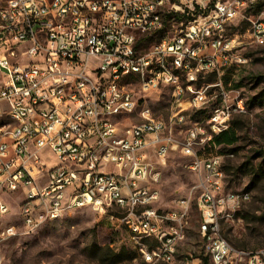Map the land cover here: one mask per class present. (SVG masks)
<instances>
[{
    "label": "built area",
    "instance_id": "1",
    "mask_svg": "<svg viewBox=\"0 0 264 264\" xmlns=\"http://www.w3.org/2000/svg\"><path fill=\"white\" fill-rule=\"evenodd\" d=\"M243 1L253 7L256 0H217L207 9L199 0H0V113L15 118V125L0 127V264L7 238L76 208L111 212L110 221L132 238L150 235L161 250L148 264H162L190 210L187 197L173 210L154 207L159 168L171 152L189 157L197 175L198 233L212 264H264V248L235 250L221 236L219 222H233L247 195L225 189L218 155L200 157L213 136L189 122V114L209 110L208 120L227 127L244 113L221 82L231 62L244 60L230 59L237 45L222 34ZM167 16L178 17L179 29L139 52L138 37L161 31ZM250 31L255 40L264 38V13L250 21ZM178 54H190V63L178 62ZM151 59L165 63L166 72L155 74ZM142 67L151 76L118 89L119 72ZM169 67L190 72L191 94ZM210 75L213 83L198 86ZM161 88L169 98L158 116L148 101ZM132 116L136 121L120 123ZM14 200H22L21 209L11 206ZM15 210L25 217L14 219Z\"/></svg>",
    "mask_w": 264,
    "mask_h": 264
},
{
    "label": "rangeland",
    "instance_id": "2",
    "mask_svg": "<svg viewBox=\"0 0 264 264\" xmlns=\"http://www.w3.org/2000/svg\"><path fill=\"white\" fill-rule=\"evenodd\" d=\"M207 9L217 0H199ZM222 1V0H221ZM264 13V0H257L250 8H243L240 14L224 27L223 36L234 39L235 50L230 59H245L243 64L231 62L224 69L221 78L224 92L229 94L230 101L240 100L244 113L235 114L232 121H227L228 128L234 122L238 142L229 149L220 153L209 151L202 156L218 154L222 161L225 189L228 192L248 193L249 200L240 205L235 211L233 222L220 221L219 232L228 245L235 250L256 252L264 248V238L260 245L255 242L241 249L238 244L245 241L249 232L264 233V224L258 225L259 218L264 212V184H251V165L257 166L264 156V38L255 41L250 31V21ZM179 22H165L163 29L155 34L139 36L141 41L139 52L151 49L163 36H173L179 29ZM209 51L206 52L209 55ZM136 80L135 78H130ZM126 79V86L129 80ZM209 78L200 80L198 86H203ZM213 83L215 80L211 78ZM263 81V80H261ZM181 84L186 86L184 77ZM214 95L219 90H212ZM185 94H189L185 92ZM169 98V90L161 88L148 101V107L158 116L165 114ZM209 110L189 114V122L208 124ZM136 121L135 116L120 120L121 124ZM180 129L175 128L176 137ZM186 127L182 128L183 136ZM229 155V156H228ZM231 155V156H230ZM202 158V157H201ZM191 159L182 156L179 152H171L164 166L159 168L160 180L158 189L160 196L154 207L159 211H168L176 208V203L188 198L190 201L189 220L184 232V238L177 243L173 264H179L184 258H189L192 264H212L207 252L206 240L198 233L199 214L196 208L198 191H196L197 175L190 170ZM112 170V167H108ZM18 200L11 202L14 209ZM14 212V219L16 218ZM111 212L98 215L90 209H79L65 218L42 225L34 232L20 233L7 239L3 246V264H144L140 254V246L154 247L155 242L138 241L131 234L109 219ZM259 227V228H258ZM257 229V230H256ZM256 230V231H255ZM257 233V234H258ZM263 237V236H262ZM142 242V243H141ZM100 249L117 255L114 260L101 259ZM206 259V262H204ZM144 262V263H143ZM146 264V263H145Z\"/></svg>",
    "mask_w": 264,
    "mask_h": 264
},
{
    "label": "bare ground",
    "instance_id": "3",
    "mask_svg": "<svg viewBox=\"0 0 264 264\" xmlns=\"http://www.w3.org/2000/svg\"><path fill=\"white\" fill-rule=\"evenodd\" d=\"M256 1H255V4H256ZM243 8H250V1H243ZM262 39L263 38L256 39L255 41H260ZM178 62L190 63V54H178ZM243 63H245V59L243 60ZM150 68H155V74H163L164 72H166V64L160 63V59H151ZM169 75H182L186 81L185 87H183L181 84V87L184 90V94L185 92H188L189 94L192 93V90L194 89V82L191 81L190 72L186 71V68L169 67ZM149 76H151V69H149V67H142V71L119 72V80H117V87L118 89H126V84L125 82H123L124 80L126 81V79H130V78H135L136 80H144L145 77H149ZM236 103H237V106L243 110L241 101L236 100ZM148 110H151V108L148 107ZM8 125H15V118L11 115H8L7 113H0V127H8ZM194 127L199 128V130H201L202 132L209 133V136H215L223 131H226L228 129V124H227V127H222V121L209 120L206 127L201 125L200 123H194ZM96 154H103V147H96ZM216 166L222 167V161L220 157L218 156L216 158ZM241 195H247V201L249 200L248 193L244 192V193H241ZM247 201H240V205L246 203ZM17 207L18 209H21L22 200H18ZM79 209H84V208L73 209L67 212L66 216H68L70 213L76 210H79ZM15 216L17 219H21L25 217V210H17ZM54 221H56V216H48V223L54 222ZM40 226L42 225H38V227ZM38 227L34 229H37ZM186 228H187V222L185 223V225L181 226V238L178 240H175V247L177 246V243L184 238V232ZM133 238L138 241L150 242V235H147L144 233H137V237H133ZM155 243H156V246L151 247V248L140 246L139 251L146 264L149 263V257H152V253H158L161 250V243L160 242H155ZM175 254H176V249H168V257L164 258V260L162 261V264H173ZM182 261L183 262H181V264H191V261L189 260V258H184Z\"/></svg>",
    "mask_w": 264,
    "mask_h": 264
},
{
    "label": "trees",
    "instance_id": "4",
    "mask_svg": "<svg viewBox=\"0 0 264 264\" xmlns=\"http://www.w3.org/2000/svg\"><path fill=\"white\" fill-rule=\"evenodd\" d=\"M169 20H170V17H168V16L165 17L164 24H165V22H168ZM175 20L179 21L178 17H176ZM207 78H209L206 81L207 84H210L212 82L211 78H214V80H215V77L213 75H210ZM261 80H263V81H261ZM259 82L260 83L261 82L264 83V79L263 78L259 79V81L257 83H259ZM238 140L239 139H238V136H237V133H236V127L234 126V122H232L231 126L226 131H223V132L213 136V142L210 144L209 147H207L203 152L200 153V157H205V156H202V155H204V153H207L209 151H216V153H220L224 149H229L231 151H234L231 148L238 142ZM216 155H218V154H214V155H210V156H216ZM218 156H220V155H218ZM256 156H257V158L258 157L262 158V161L257 166L251 165V167H250L251 168V170H250L251 184L253 186L258 184V183L264 184V156L261 153H257ZM261 216L262 217H260L259 221L257 222L258 225H263L264 224V212L261 214ZM257 233L249 232L248 235L246 236L247 239H245L244 242H242L241 244H238L237 246H239V248H241V249H244L250 244V242H255L257 245H260L261 243H263V239L261 241V240H259L257 238H264V233L263 234L260 233V232L258 234ZM99 253H101L100 254V256H101L100 258L101 259H110V258H112V260H114V258L117 257V255H111V253L109 251H103V249H100ZM204 262H206V259H204Z\"/></svg>",
    "mask_w": 264,
    "mask_h": 264
}]
</instances>
